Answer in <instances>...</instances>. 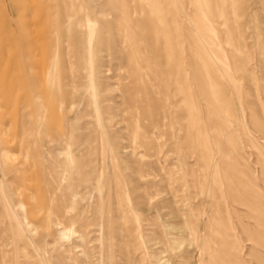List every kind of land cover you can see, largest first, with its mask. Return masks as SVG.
Segmentation results:
<instances>
[{
  "label": "rangeland",
  "instance_id": "374dc122",
  "mask_svg": "<svg viewBox=\"0 0 264 264\" xmlns=\"http://www.w3.org/2000/svg\"><path fill=\"white\" fill-rule=\"evenodd\" d=\"M0 264H264V0H0Z\"/></svg>",
  "mask_w": 264,
  "mask_h": 264
}]
</instances>
